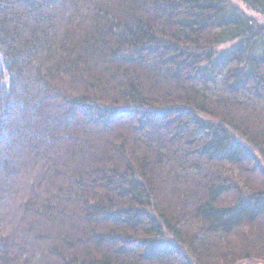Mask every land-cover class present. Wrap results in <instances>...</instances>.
<instances>
[{
	"label": "trees",
	"instance_id": "obj_1",
	"mask_svg": "<svg viewBox=\"0 0 264 264\" xmlns=\"http://www.w3.org/2000/svg\"><path fill=\"white\" fill-rule=\"evenodd\" d=\"M264 0H0V264H264Z\"/></svg>",
	"mask_w": 264,
	"mask_h": 264
},
{
	"label": "rangeland",
	"instance_id": "obj_2",
	"mask_svg": "<svg viewBox=\"0 0 264 264\" xmlns=\"http://www.w3.org/2000/svg\"><path fill=\"white\" fill-rule=\"evenodd\" d=\"M240 5H241V8L242 9H244L248 14H250L251 16H253L258 22L259 21L260 22H262V21L264 22V18L260 14L254 12V11H251L249 9H247L243 4H240ZM241 264H261V263H252V262L246 261V262H243Z\"/></svg>",
	"mask_w": 264,
	"mask_h": 264
}]
</instances>
